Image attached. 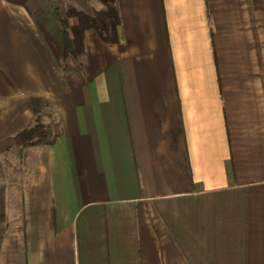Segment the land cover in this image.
Listing matches in <instances>:
<instances>
[{"label":"crops","instance_id":"obj_1","mask_svg":"<svg viewBox=\"0 0 264 264\" xmlns=\"http://www.w3.org/2000/svg\"><path fill=\"white\" fill-rule=\"evenodd\" d=\"M117 3L61 69L0 0V264H264V0ZM35 97L62 134L9 168Z\"/></svg>","mask_w":264,"mask_h":264},{"label":"trees","instance_id":"obj_2","mask_svg":"<svg viewBox=\"0 0 264 264\" xmlns=\"http://www.w3.org/2000/svg\"><path fill=\"white\" fill-rule=\"evenodd\" d=\"M6 1L27 10L61 69L66 68L70 61L83 67L86 29H95L106 42L114 43L120 39L121 19L117 0H98L102 4L100 8L88 0H67L63 13L58 0ZM32 107L33 122L13 137L12 144L3 153L4 162L9 168L15 159L23 165L32 149L49 146L62 134L61 122L49 100L35 97Z\"/></svg>","mask_w":264,"mask_h":264},{"label":"rangeland","instance_id":"obj_3","mask_svg":"<svg viewBox=\"0 0 264 264\" xmlns=\"http://www.w3.org/2000/svg\"><path fill=\"white\" fill-rule=\"evenodd\" d=\"M65 9H66V6H65L64 10H65ZM60 10H61V8H60ZM64 10H61V12L63 13ZM18 162H19V161L16 160V162H15V165H16V166H18V164H19Z\"/></svg>","mask_w":264,"mask_h":264}]
</instances>
